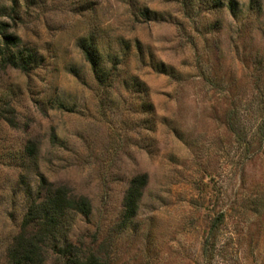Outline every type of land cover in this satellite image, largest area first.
Masks as SVG:
<instances>
[{
	"label": "rangeland",
	"instance_id": "1",
	"mask_svg": "<svg viewBox=\"0 0 264 264\" xmlns=\"http://www.w3.org/2000/svg\"><path fill=\"white\" fill-rule=\"evenodd\" d=\"M56 189L38 264H264V0H0V264Z\"/></svg>",
	"mask_w": 264,
	"mask_h": 264
},
{
	"label": "trees",
	"instance_id": "2",
	"mask_svg": "<svg viewBox=\"0 0 264 264\" xmlns=\"http://www.w3.org/2000/svg\"><path fill=\"white\" fill-rule=\"evenodd\" d=\"M7 44H10L11 36L4 34ZM86 55L92 66L96 69L98 61L95 52L91 48L86 49ZM145 176H139L133 179L125 197V218L129 219L136 214L138 201L142 195V187L144 185ZM66 202H70L71 208L80 209L83 212L89 210V202L85 198H80L77 202L70 197L62 189L50 190L46 196L36 204L33 203L27 210L24 222V230L20 233L10 248L9 258L11 264H38L42 259L40 240L37 234H26V229L31 220L38 218L44 229L49 227L55 228L57 221L60 219L61 212L65 209ZM74 206V207H73ZM45 240V239H43ZM68 246V245H67ZM70 247L73 245L70 244ZM38 257V258H37ZM72 264H79V260L70 259ZM89 264V263H86Z\"/></svg>",
	"mask_w": 264,
	"mask_h": 264
}]
</instances>
